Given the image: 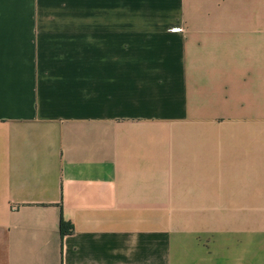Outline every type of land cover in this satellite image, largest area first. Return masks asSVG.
Listing matches in <instances>:
<instances>
[{"label":"crops","instance_id":"1","mask_svg":"<svg viewBox=\"0 0 264 264\" xmlns=\"http://www.w3.org/2000/svg\"><path fill=\"white\" fill-rule=\"evenodd\" d=\"M0 264H264V0H0Z\"/></svg>","mask_w":264,"mask_h":264},{"label":"trees","instance_id":"2","mask_svg":"<svg viewBox=\"0 0 264 264\" xmlns=\"http://www.w3.org/2000/svg\"><path fill=\"white\" fill-rule=\"evenodd\" d=\"M60 230H61V234L62 236L65 234L70 233L73 230V227L70 223H67L63 220L60 221Z\"/></svg>","mask_w":264,"mask_h":264},{"label":"built area","instance_id":"3","mask_svg":"<svg viewBox=\"0 0 264 264\" xmlns=\"http://www.w3.org/2000/svg\"><path fill=\"white\" fill-rule=\"evenodd\" d=\"M171 30H181V28H179V27H173V28H171Z\"/></svg>","mask_w":264,"mask_h":264}]
</instances>
